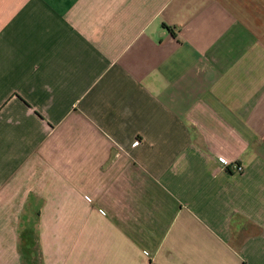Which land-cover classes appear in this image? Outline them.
Here are the masks:
<instances>
[{"label": "crops", "instance_id": "0c3cea01", "mask_svg": "<svg viewBox=\"0 0 264 264\" xmlns=\"http://www.w3.org/2000/svg\"><path fill=\"white\" fill-rule=\"evenodd\" d=\"M0 264H264V0H0Z\"/></svg>", "mask_w": 264, "mask_h": 264}, {"label": "built area", "instance_id": "2783aa9c", "mask_svg": "<svg viewBox=\"0 0 264 264\" xmlns=\"http://www.w3.org/2000/svg\"><path fill=\"white\" fill-rule=\"evenodd\" d=\"M236 168L241 171L242 167H239L238 165L236 166Z\"/></svg>", "mask_w": 264, "mask_h": 264}]
</instances>
